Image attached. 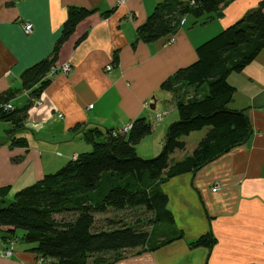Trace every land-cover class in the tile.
<instances>
[{"label": "crops", "instance_id": "crops-1", "mask_svg": "<svg viewBox=\"0 0 264 264\" xmlns=\"http://www.w3.org/2000/svg\"><path fill=\"white\" fill-rule=\"evenodd\" d=\"M122 1L0 0V94L20 89L22 70L51 53L69 7L91 11L58 49L56 64L68 62L69 71L54 74L38 98L40 105L28 110L25 132L19 134L26 145H0V187L9 188L6 197L91 149L78 124L120 129L144 116L153 130L135 151L153 156L166 127L179 117L174 95L161 90L160 83L195 61L199 44L262 0H232L205 22L187 14L174 34L149 43L137 39L136 26L163 0ZM25 23L32 24L30 33H24ZM171 37L174 41L166 44ZM227 81L233 87L228 107L246 112L250 136L197 171L161 182L173 223L151 227L143 248L130 249L112 264L126 257L127 264H264V48ZM205 93L204 86H183L180 96ZM27 100L28 91L21 89L10 102L21 107ZM160 112L166 114L156 121ZM7 123L5 132L11 128ZM206 130L187 137L196 134L200 140ZM176 152L173 161L189 155ZM208 232L215 239L211 248L191 244ZM8 246L13 255L5 258L0 251V264H38L32 245L16 239Z\"/></svg>", "mask_w": 264, "mask_h": 264}, {"label": "trees", "instance_id": "trees-1", "mask_svg": "<svg viewBox=\"0 0 264 264\" xmlns=\"http://www.w3.org/2000/svg\"><path fill=\"white\" fill-rule=\"evenodd\" d=\"M190 1L157 3L145 20L137 24V39L149 43L174 34L187 14L205 22L232 0H194L193 4ZM263 7L264 0L199 44L196 60L176 69L160 83L161 90L174 95L179 117L166 127L157 155L141 158L136 154L135 146L153 130L152 122L144 116L133 119L126 132L97 125L86 130L82 128L84 124H78L75 128H80L82 138L91 146L89 151L80 152L76 158L73 155L56 171L16 191L7 204L9 188L0 187V242L9 245V241L20 239L32 245L30 250L48 264H112L122 258L125 250L143 248L151 227L172 224L167 197L159 184L175 175L197 171L244 143L252 132L246 112L228 107L233 87L227 77L240 72L264 48ZM90 13L86 8L69 7L51 53L22 70L20 89L0 94V122H9L11 126L6 131L8 141L0 140V145H26V139L15 133L26 128L24 123L33 100L49 85L48 73L56 64L59 47ZM183 86H204L206 93L183 99ZM21 89L28 91L27 102L4 110L3 105ZM205 127V134L192 152L173 161L174 151L185 148L182 136ZM139 209L146 214L144 219L139 215L127 222L105 216V226L95 227L97 214ZM64 214L70 217L63 218ZM17 230H21L20 235ZM214 240L208 232L191 244L211 248ZM107 253L113 257L107 258Z\"/></svg>", "mask_w": 264, "mask_h": 264}, {"label": "rangeland", "instance_id": "rangeland-1", "mask_svg": "<svg viewBox=\"0 0 264 264\" xmlns=\"http://www.w3.org/2000/svg\"><path fill=\"white\" fill-rule=\"evenodd\" d=\"M7 123V122H6ZM5 122H0V136L3 138L2 140L3 141H5V140H7L8 141V138H7V136H8V134H6V132L4 131L5 129L4 128H6V126L8 125V123L6 124ZM94 125H96V124H93V123H86V124H84L83 125V129H89L90 127H93ZM98 126V125H97ZM199 131V130H198ZM25 132V130H19V131H17L16 133H15V135L16 136H19V134H21V133H24ZM195 133H199V132H196L195 131ZM196 134H192L191 136H189V137H187V136H182V140H184V142H185V148L183 149V150H176L177 152L176 153H180V152H182V151H185V152H188L189 154L192 152V148H194L195 147V142L196 141H194V139L196 138V140H199L198 139V137H196L195 136ZM198 135V134H197ZM4 136V137H3ZM7 138V139H6ZM198 142V141H197ZM195 144V145H194ZM162 147V146H161ZM161 147H160V149L153 155V156H155V155H157L158 153H159V151L161 150ZM140 152V151H139ZM177 155H179V154H177ZM137 156H139V157H141V158H151V157H153V156H151V157H142V156H140V155H137ZM178 158V157H177ZM5 200H6V203L5 204H7L10 200H12V196L10 197V196H8V197H5ZM4 204V205H5ZM141 209H139V210H136V211H127V210H124V211H109L108 213H106V214H97L96 215V217H97V221H96V223H95V227L96 228H100V227H104L105 225L103 224V218L105 217V216H109V217H115V218H122L123 220H125V221H127V222H130L131 221V219H134V218H137L139 215V217H141V218H145L146 217V214H141ZM61 216L59 215V216H57V218H60ZM62 217L63 218H68V217H70L68 214L66 215V214H64V215H62ZM16 233H17V235H20L21 234V230H17L16 231ZM129 252L131 253V250L129 249H127L126 251H124V252H122V254L124 253L125 254V256H128V254H129ZM106 257L107 258H112L113 257V254H111V253H107L106 254ZM127 258V257H126ZM126 258H124V259H126ZM38 259V258H37ZM124 259H122V261L119 263V264H127V260L125 261ZM41 264H48L47 262H45V261H43Z\"/></svg>", "mask_w": 264, "mask_h": 264}, {"label": "built area", "instance_id": "built-area-1", "mask_svg": "<svg viewBox=\"0 0 264 264\" xmlns=\"http://www.w3.org/2000/svg\"><path fill=\"white\" fill-rule=\"evenodd\" d=\"M123 1L122 0H118V4H121ZM191 2V4H193L194 3V0H191L190 1ZM23 30H24V33H30L31 31H32V24L31 23H25L24 25H23ZM174 41V39H173V37H171V38H169L168 40H167V42H166V44L167 43H172ZM69 69H70V64L68 63V62H63V63H61V64H55V65H53V66H51V68H50V71H49V73H48V75L50 76V77H52L54 74H56V73H58V72H60V73H67L68 71H69ZM105 69L106 70H110L111 69V65H106V67H105ZM38 105H40V101L38 100V99H34L33 100V103H32V106H38ZM91 106V105H90ZM13 108V104L12 103H10V102H8V103H5L4 105H3V109L4 110H10V109H12ZM166 113L165 112H160V113H158L157 115H156V121H159V120H161V118L165 115ZM61 116V114L60 113H58V117H60ZM128 129H129V125H126V126H124L123 128H121L119 131H121V132H126V131H128ZM73 158H76V155H74L73 156ZM218 189V186H214L213 188H212V191H216ZM0 244H1V255L3 256V257H5V258H9V257H11L12 255H13V249L12 248H10V246H8L7 244H5V243H2V242H0ZM9 245H12L13 244V241H9V243H8ZM37 261H38V264H41L42 262H43V260L41 259V258H38L37 259Z\"/></svg>", "mask_w": 264, "mask_h": 264}]
</instances>
